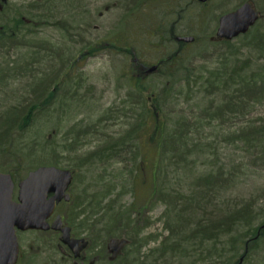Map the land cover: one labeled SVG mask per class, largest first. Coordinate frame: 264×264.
I'll list each match as a JSON object with an SVG mask.
<instances>
[{"label":"rangeland","instance_id":"rangeland-1","mask_svg":"<svg viewBox=\"0 0 264 264\" xmlns=\"http://www.w3.org/2000/svg\"><path fill=\"white\" fill-rule=\"evenodd\" d=\"M142 1L149 9H143L134 15L130 30L133 34L128 35L129 43H124L125 37L119 33L116 35L119 44L116 45L128 47L133 44L130 40L135 39L137 33L144 34L145 31L146 38L152 40L150 25L145 24L156 23L159 9L173 8L176 0ZM247 1L249 0H212L207 6L193 10L194 17L198 15L203 19L199 23L191 19L179 27L181 35H192L198 39L194 44L180 48L185 51L186 63L193 72V85L190 88L177 86L179 93L165 98V92L161 90L166 79L153 74L145 76L139 71L145 64L151 66L163 57L166 50L161 43L153 41L156 44L148 47L150 43L141 40V45L135 44L136 49L130 54L106 48L114 31H118L126 17V10L123 8L126 0H0V26L5 22L12 25L24 19L23 25L13 33V38L0 43V116L14 107L26 106L43 93L48 95L56 88L55 96L50 100V103H54L35 118L26 132L16 135L19 140L9 149L7 154L10 157L0 162V171L7 168L8 164L13 166L12 170L20 164L19 172L27 176L30 171L39 167L51 166L49 156L54 149L59 150L58 167L72 169L76 173L70 190L72 198L78 197L84 203L88 200V195L97 197L96 201L100 196L102 198V195H107L104 209L109 200H114L117 208L130 207L140 214L139 219L145 225L138 230V241L143 243L140 242L139 250H129L130 264H199L195 263L198 259L188 251L187 256H179L181 253L161 256L158 253L162 241L168 237L169 225L167 207L163 202L155 201L153 185L156 187L159 180L162 184L167 182L169 191L171 189L189 194L199 191L197 177L209 173L218 174L220 169L230 171L226 174H234V178L225 184L219 194L212 193L213 200L211 197L205 199L201 204L204 208H199L203 217L198 220L206 217L217 220L223 218L229 210L245 205H253L256 215L264 216V167L253 164L256 152L242 142V135V141L236 137L245 121H259L258 125L264 121V107H251L248 113L250 115L239 117L237 124H207L202 119V129H196L194 140L189 144V163H184V166H190L187 170L165 169L166 165H170L166 159L177 158L178 155L174 152L166 155L155 147L154 128L156 124L159 126L166 123L170 127L180 117L188 118L194 123L197 117L205 118L203 113L207 107L214 109L221 105L223 100L219 95V85H216L215 93L208 95L204 84L211 74H215L216 68L221 67L222 56L230 54V50L236 51L231 60L249 59L254 67L260 65L257 64L260 59L243 48L240 38L231 43L228 51V47L215 39L218 27L216 18L218 21L222 15L233 12ZM252 2L260 11L257 4L260 0ZM87 47H90L87 52L89 57L82 55L84 59L77 63L76 80L71 82L67 79L71 74L69 67ZM92 50L94 53L91 55ZM129 77L134 80L132 85L129 84ZM64 83L68 84L64 86ZM71 84L79 85L76 94L71 92ZM194 86L196 88L192 90ZM136 89L144 91L143 98L146 100H158L159 120L155 122L150 119L146 129L141 127L142 130L138 131L135 139L120 142L131 132L136 123L134 118L144 112L132 97V94L138 95ZM84 130L88 132L83 136ZM71 138H77L79 144L65 152L69 148L65 146L73 143ZM232 142L234 143L231 144ZM109 146L116 149L115 159L107 156L95 160L94 157L97 156L93 155L96 152L100 153L97 154L100 157L114 154L115 151L111 148L106 149ZM92 156L93 160L89 163L91 158L88 157ZM79 159H82L83 165ZM157 167L158 176L155 177ZM160 168L164 170L159 172ZM166 173L172 177L163 180L161 175ZM185 174L187 178H184ZM176 175H181L183 181ZM159 187V191L164 190ZM84 208L85 204L76 211L74 207H61L58 212L65 215L69 211L75 216ZM78 219L73 220L75 237L89 240L87 225L82 224L83 215ZM53 236L51 233L40 232L18 233L21 264H61V261H65L57 246H53L54 249L51 247V241L57 238ZM93 238L94 248L85 254L90 260L95 257L93 264H109L108 262L116 260L117 254H122V247L128 244L123 239L109 241L110 238ZM108 245L110 251H106ZM59 249L66 252L61 243ZM124 262L123 259L117 264H125ZM245 264H264V251L257 253Z\"/></svg>","mask_w":264,"mask_h":264},{"label":"trees","instance_id":"trees-1","mask_svg":"<svg viewBox=\"0 0 264 264\" xmlns=\"http://www.w3.org/2000/svg\"><path fill=\"white\" fill-rule=\"evenodd\" d=\"M143 2L144 1L142 0H126V3L123 7L124 10H126V17L121 22L120 28L117 29L118 31H114V35L112 38H110L109 43H107L109 45H107L106 48L119 50L123 54H130V52H134L133 49H136L135 44L141 45V40L145 41L147 44L150 43L149 46L145 43L148 47H153L156 43H161L162 48L166 51H164L163 57H161L159 60L160 69L157 71V75L166 79V84L161 90L162 92H165V98L171 97L176 93H179L177 92L178 90H176L177 86H186L187 88H190V86L193 85L191 77L193 72L186 63L187 59L185 57V51L180 49L185 44L177 41V37L184 36L183 34L181 35L179 27L191 19L198 21L199 23L203 18H199L200 16L198 15L197 17H194L193 15L195 14H193V10L196 7H205L209 3L199 4L194 0H176L174 1L175 5L173 8L166 7L159 9V19L157 18L158 20L156 23L152 22V24H145L147 26L150 25L149 32H152L150 34L152 40L146 38L145 31L144 34L137 33L136 38L130 40L131 42L133 41V44L129 45L128 47L125 45H116L119 44V40L116 38V35L119 33H121L122 37H125L124 43H129L128 35L133 34L130 33L132 32L130 30L133 27L134 15H136L138 12H142L143 9H149L146 5H143ZM247 2H252V0ZM257 4L260 8V11L258 9L257 10L260 12L261 18L256 26L252 28L249 33L242 36L240 40H242L243 48L248 49L252 54L257 55V57L260 59V62H257V64L260 65L253 68V64H251L249 59L246 61H242L240 59L231 60L232 57L236 55V51L233 50H230V54H224L222 56L223 61L221 62V67L216 68L214 71L215 74H211L210 79L205 81L204 84V86H206L205 92L208 95L215 93L217 91L216 76L219 74V76L223 78V81H221L218 88L220 90L219 95L223 101L221 105L216 106L214 109L207 107L203 113L205 118L197 117L198 120L205 119L207 124L213 122H220L223 124H237V121H239L238 117L247 114V108L249 105L264 106V80L262 78V74L264 73V60H261L260 58L262 56L261 42L264 40V30H261V28L264 29V0H260V2ZM23 22L24 19H21L19 22H14V24L12 23V25L5 22L2 26H0L3 31L2 33L0 32V43L10 39L11 37L13 38V35L15 34L14 32L18 29L17 27L20 28L23 25ZM258 25L262 26L259 28ZM151 27L152 29H150ZM142 36L143 39H141ZM197 40L198 39L196 37V41ZM218 43L228 47L226 49L227 51L231 46V42L223 41ZM87 48L80 56L84 55L85 58L89 57L87 52L90 50V47ZM93 53V50L90 51L91 55ZM128 65L131 66L130 63ZM71 67L72 66L69 67V71ZM248 70L250 77L243 79V92L239 82V76ZM67 79H70L71 82H75L76 80L75 75L72 76L71 74L67 76ZM213 79L214 82H211ZM129 80V84L132 85L134 80L130 77L128 81ZM44 83L46 82L44 81ZM66 84L68 83H64V86ZM70 88L71 92L74 91V94H76L78 92L79 85L72 86L71 84ZM132 88L134 87L132 86ZM194 88L196 87H192V90ZM55 91L56 88L50 91L48 95L47 93H43L35 101L33 100L26 106L23 105L20 107H14V109L5 111L3 115L0 116L1 163L4 159L10 157V155L7 154L9 153V149L13 148V145H15L19 140V137L16 135L26 132L32 126L35 118L39 114L45 112V109L54 103H50V100L54 98ZM135 91L138 93V95L132 94V97L136 99V105L142 107L144 112L139 114L137 116L138 118H134L136 123L132 126L131 132L127 133L120 142H124L126 139L130 138L135 139L140 129H146L147 123L150 119L154 120L155 122H157V119L159 120L160 113L158 108L160 104L158 100L152 98L148 101L143 98V90L136 89ZM37 92L39 91L37 90ZM252 92L256 94H253ZM157 95H159V93H157ZM251 95H254V97ZM127 108L130 107L127 106ZM143 114L144 119L142 120ZM196 120L193 123L188 118L180 117L179 119H176L173 125L170 127L167 126V123L166 125L164 124L159 126L156 124V127L154 128L155 138L153 139V141H155V147H157L158 150H161V152L166 155L173 152L178 155L177 158L166 159L170 165H166L165 169L175 168L178 171L180 169L187 170L190 168V166H184V163H189L187 158V155L191 153L189 144L192 140H194L193 136L195 135V131L202 129L203 127V120L199 122ZM258 124L259 121H245L242 129H240L241 132L237 131L238 134L236 137L239 141H242V135L244 137L242 142L246 144L250 150L254 149L253 151L256 152V157L253 159V164L264 167V121L260 125ZM87 130L82 132L83 136L87 135ZM71 142H73L71 145L65 146L69 147L67 150H65V152L73 148L75 144H79V142H77V138H71ZM233 143L234 142L231 144ZM110 146L109 148L106 147V149L110 150L111 148L112 151L116 150ZM59 152L61 151L54 149L50 156L49 153L47 154V156L50 157L51 162L49 165L58 167V164H60V158H58ZM97 154L100 155L99 152H96L93 155L97 156L94 157L96 158L95 160L108 156V154H104L100 157ZM114 155H116V151L114 152ZM93 156L88 157L91 158L88 160L89 163L92 162ZM79 161L81 162V165H83L82 159H79ZM12 167L13 166L8 164L7 168L2 169L3 171L0 172L11 174L14 181L17 183L26 175H23L19 172L20 164L16 165L14 170H12ZM158 168L159 167H157L155 177L158 174ZM161 170L164 169L160 168L159 172H161ZM229 172L220 169L218 174L209 173L208 175H201L197 177L196 183L197 189L199 191H193L189 194H183L177 190L171 189L169 191L167 182L162 184L158 180V183H156L157 186L155 187V184L153 185L155 201H161L167 207L166 217L169 225L167 227V232H170L167 237L168 241H170V244H168L167 247V254L181 253L178 255L187 256L186 253L190 252L191 255L198 259L197 261L195 260V263L199 264H240L241 258H243V262L241 264H245L257 253L264 251V228L262 229V226L264 225V216L262 214L256 215V208H254L253 205H245L239 209L235 208L234 210H229L223 218L221 217L217 220L208 217L201 221L198 220L202 219L203 217L202 213L199 211V208H204L201 204L204 203L205 199L211 197L213 200L212 193L214 194L217 192L219 194L220 190L223 189L225 184L230 183L231 179L234 178V174H226ZM161 176L164 177L163 180H167L169 177H172L168 173L162 174ZM180 176L181 175H176L175 177H179L180 181H183ZM184 178H187V174L184 175ZM75 179L76 173L74 181ZM157 179L159 178L157 177ZM159 186L164 188V190L160 189L163 192L158 190L160 188ZM88 197V200L83 203L78 197L74 196L69 204L62 203L59 206V210L61 207H67L69 209L74 207L76 211L82 205H86V208H84L81 212H77L75 216L74 214L72 215V213H69V211L67 214L65 213V215H63L65 223L71 227L72 233L75 236L76 231L73 229V220L75 218L77 221L79 220L78 218L83 215L82 224H86L87 229L89 230L88 237L90 240V245L88 250L94 248V242L92 243L94 239L93 237H95L97 240H103L104 238H110L109 241L111 239L127 240L128 244L123 248L122 254L117 257L115 261L108 263L117 264L124 259L125 264H130L128 258L129 254L131 253H129V250L134 251V249H136L137 251V249L139 250L140 242L143 243L141 240L138 241V233L140 232L138 230L140 227L145 225L144 222L140 221L139 219L140 214L136 213L130 207L123 206L117 208L114 200H109L107 207L104 209V201L107 195H102V198L100 196L98 201H96L97 197L95 196L88 195ZM195 212H197V216H195ZM191 218L198 221H194ZM100 224H102V226L99 227ZM183 226L189 229L186 234H182ZM54 236L57 238L51 241V247L54 246L56 248L57 246L59 253L64 255L63 258H65V261H61V264H71V259L67 255L68 252L66 251L63 253L60 251V241L57 235ZM107 248L108 247H106V249ZM21 258L22 256L20 257L19 264H21ZM98 259L101 261L99 253Z\"/></svg>","mask_w":264,"mask_h":264},{"label":"water","instance_id":"water-1","mask_svg":"<svg viewBox=\"0 0 264 264\" xmlns=\"http://www.w3.org/2000/svg\"><path fill=\"white\" fill-rule=\"evenodd\" d=\"M195 1L204 4L209 0ZM259 19L260 15L253 4L244 3L235 11L220 17L217 38L231 41L245 35ZM177 40L193 43L195 38L186 36L179 37ZM155 69L157 67L152 68V70ZM73 176V172L69 170L42 166L30 172L17 184L15 200L16 184L11 174L0 172V264H18L20 256L18 231L60 232L62 244L70 249L76 259L81 257L88 248L89 242L84 238H72L71 229L64 225L60 215L52 223L49 222L59 203L71 201L69 190ZM242 261L243 258L240 263Z\"/></svg>","mask_w":264,"mask_h":264},{"label":"bare ground","instance_id":"bare-ground-1","mask_svg":"<svg viewBox=\"0 0 264 264\" xmlns=\"http://www.w3.org/2000/svg\"><path fill=\"white\" fill-rule=\"evenodd\" d=\"M242 36H244V35H241L240 37H238V38H236V39H239V38H241ZM194 37V36H193ZM194 38H196V37H194ZM236 39H233V40H231V41H228V40H225L224 42H233L234 40H236ZM262 47H261V60H264V40H262ZM263 63H264V61H263ZM253 68H255L254 66H253ZM250 77V75H249V70L247 71V72H245V73H243V74H241L240 76H239V82H240V84H241V89H242V91L244 92V89H243V79H247V78H249ZM216 78H217V85H220V83H221V81H223L222 79V77L221 76H219V74L216 76ZM262 78H263V80H264V73L262 74ZM253 94H256V93H254V92H252ZM252 97H254V95H251ZM251 107H256V106H253V105H249V107L247 108V114H245V115H241V116H239L240 118L241 117H245V116H249L250 114H248L249 113V110H250V108ZM259 107H264V106H259ZM238 117V118H239ZM108 156H109V158H111V159H115L114 158V154L112 153L111 155H109L108 154ZM182 230H183V233L182 234H186L188 231H189V229L188 228H186V227H182ZM169 232V231H168ZM169 234H170V232H169ZM168 244H170V241H168V239L166 238V239H164L163 241H162V243H161V248H159V250H158V253L162 256V255H166L167 254V247H168ZM168 252H169V250H168Z\"/></svg>","mask_w":264,"mask_h":264},{"label":"flooded vegetation","instance_id":"flooded-vegetation-1","mask_svg":"<svg viewBox=\"0 0 264 264\" xmlns=\"http://www.w3.org/2000/svg\"><path fill=\"white\" fill-rule=\"evenodd\" d=\"M195 1V0H194ZM195 2H197V1H195ZM0 32L2 33L3 31H2V29H1V27H0ZM186 46H188V44L187 43H185V45L183 46V47H186ZM81 59H84V57H82V56H80L78 59H77V61L76 62H74V64L72 65V67H71V75L72 76H74L75 74H76V71L78 70V66H79V64L77 65V63L78 62H80L81 61ZM159 64H160V61H158V62H155L154 64H152V65H157L158 66V68H157V70L155 71L154 70V72H152V73H149L148 72V69H149V67H147V65L148 64H145V66H143V69H139V71L143 74V75H145V76H147V75H150V74H155V73H157V71L160 69L159 68ZM156 66V67H157ZM155 75H157V74H155ZM68 250V249H67ZM68 257L71 259V261H72V264H74V262L76 261V259H74V257H73V255L71 254V252L68 250ZM86 255L85 254H82V256L77 260L78 262H79V264H90L91 263V260L89 259V258H87V256L85 257ZM98 256V255H97ZM96 256V257H97ZM95 258V257H94ZM110 260V259H109Z\"/></svg>","mask_w":264,"mask_h":264}]
</instances>
